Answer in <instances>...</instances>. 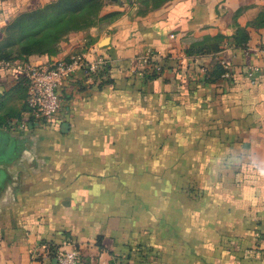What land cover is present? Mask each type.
Returning <instances> with one entry per match:
<instances>
[{
    "label": "crops",
    "instance_id": "0c3cea01",
    "mask_svg": "<svg viewBox=\"0 0 264 264\" xmlns=\"http://www.w3.org/2000/svg\"><path fill=\"white\" fill-rule=\"evenodd\" d=\"M52 1L0 0V41ZM263 45L264 0H101L20 59H107L36 125L19 59L0 62V264H55L66 242L80 264H264ZM147 49L161 72L133 75Z\"/></svg>",
    "mask_w": 264,
    "mask_h": 264
},
{
    "label": "built area",
    "instance_id": "2783aa9c",
    "mask_svg": "<svg viewBox=\"0 0 264 264\" xmlns=\"http://www.w3.org/2000/svg\"><path fill=\"white\" fill-rule=\"evenodd\" d=\"M158 58L159 55L152 49H147L139 56L138 64L131 66V73L142 78L149 77L151 73L159 74L162 64ZM3 62L8 64L11 61ZM221 63L224 67L222 75L229 76L228 63L225 61ZM13 64L20 71L26 88L25 103L28 116L21 125L26 122L36 125L45 123L59 114L62 108V87L77 70L90 75L106 65L107 59L103 55L88 59L86 52L75 51L66 57H52L44 62L16 60ZM258 70V65L248 64L244 71L247 76L254 78ZM262 236L264 237V232ZM52 258L55 264H80L79 252L73 242L59 245Z\"/></svg>",
    "mask_w": 264,
    "mask_h": 264
},
{
    "label": "rangeland",
    "instance_id": "374dc122",
    "mask_svg": "<svg viewBox=\"0 0 264 264\" xmlns=\"http://www.w3.org/2000/svg\"><path fill=\"white\" fill-rule=\"evenodd\" d=\"M92 6L88 4V6L79 11L68 12L64 15L62 21L57 24L58 27L56 28H45L39 32H36L33 28L7 30L5 37L0 41V62L12 61L17 58L20 60L27 54L26 51L56 47L55 41L57 39L54 34L67 31L69 26L71 28L79 25L83 26L87 21H91L90 19L95 15L91 13L93 10ZM21 35L24 40L20 41ZM37 38L38 40H35ZM175 185L181 187L179 181Z\"/></svg>",
    "mask_w": 264,
    "mask_h": 264
},
{
    "label": "trees",
    "instance_id": "16d2710c",
    "mask_svg": "<svg viewBox=\"0 0 264 264\" xmlns=\"http://www.w3.org/2000/svg\"><path fill=\"white\" fill-rule=\"evenodd\" d=\"M100 2L101 0H54L42 7L20 13L17 17L14 18L11 23H9L6 30H12L15 28H20L21 30L25 28H33L36 32H39L45 28H56L58 27L57 24L62 21L64 15L71 11H79L80 9L88 6V4L93 5V10L91 11V13L95 14V10L98 8ZM79 27H81V25L74 26L73 28L69 26L67 31L54 34L55 38L57 39L55 42L57 43L59 37H61L64 33L72 29H77ZM21 40H24V37H22V35L20 36V41ZM35 40H38V38ZM54 49L55 47L39 50L34 49L32 51H26V53L29 54L31 52H51ZM107 66L108 64L104 65L103 67ZM223 70L224 67H221L220 65L218 70L219 74L223 72ZM155 75L156 73H151L149 74V77ZM57 247H59V245L47 243V250L51 257L55 253ZM76 249L78 250L77 247Z\"/></svg>",
    "mask_w": 264,
    "mask_h": 264
}]
</instances>
